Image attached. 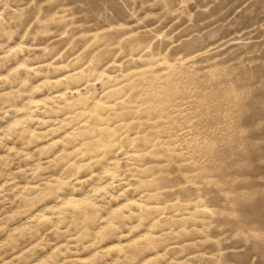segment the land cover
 <instances>
[{
	"label": "rangeland",
	"instance_id": "1",
	"mask_svg": "<svg viewBox=\"0 0 264 264\" xmlns=\"http://www.w3.org/2000/svg\"><path fill=\"white\" fill-rule=\"evenodd\" d=\"M0 264H264V0H0Z\"/></svg>",
	"mask_w": 264,
	"mask_h": 264
}]
</instances>
